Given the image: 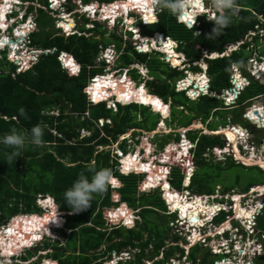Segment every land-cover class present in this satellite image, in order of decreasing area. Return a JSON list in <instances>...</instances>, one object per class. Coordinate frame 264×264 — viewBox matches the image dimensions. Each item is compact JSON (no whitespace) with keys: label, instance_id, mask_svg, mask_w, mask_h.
Listing matches in <instances>:
<instances>
[{"label":"trees","instance_id":"1","mask_svg":"<svg viewBox=\"0 0 264 264\" xmlns=\"http://www.w3.org/2000/svg\"><path fill=\"white\" fill-rule=\"evenodd\" d=\"M25 1L32 3L28 8V13H36L35 20L38 24L37 31L30 37V46L48 53H42L37 63L28 71L18 73L17 66L8 59V50L0 52V136L9 133L13 128L20 131L40 125L43 129V143L39 147H26L20 153L21 156L17 157L13 163L7 159V154L11 149L0 145V229L7 226L10 220L19 215L38 214L42 211L37 204L38 197L51 196L58 205L59 210L65 214L64 228L55 229V232L67 243L65 246H61L58 239L52 240L48 238L44 242V246L35 248L36 253L47 252L45 258L41 257L37 261L31 262L35 254L29 252L27 255H23L20 261L12 264H42V260L48 258L58 261L59 264H104L108 257L111 258L112 253L116 252L119 254L125 249H139L141 252L137 255L143 256L139 260L141 262L144 260L145 251L150 243H154L155 248L149 259L157 258L162 251L165 253L166 260L174 256L176 253L174 251H177L183 257L184 250L178 245L166 250L167 242L165 238L168 237V233L172 230L171 223H174L176 217L172 219V216L166 214L167 208L160 192L156 191V193L152 194L140 193L139 188L143 183L142 178L144 177L141 178V176L135 174H122L119 168L121 166L119 157L117 154L116 156L113 154L114 150L109 148L105 151L104 147H111L114 143H118L119 139L130 130H134V136L137 135L136 130L144 132L155 131L163 119L160 114H155L149 107H152L154 111L162 112L166 117L164 109L169 110V107L163 101L166 104L171 103V115L164 120L169 123V119H171L170 126L176 120L178 121V126L188 128L198 119L206 123L209 119L219 118L222 120L221 125L218 121V123H213L212 121L208 124V128L209 126L213 127L209 128V131L212 132H216L219 127L226 128L229 125L241 124V118L245 113L247 103L250 102L249 104H251L256 99H261L264 103V84L251 77L248 86L240 93L234 105L226 106L225 101L217 97L222 93V90L233 88L231 80L232 67L234 65L247 66L249 61L253 59L254 54L258 53L257 49L248 52L252 43L246 41L229 56L224 55L227 53L229 46L243 41L248 32H254L257 27L264 30V0H237L238 6L242 7L241 11L232 17V22L227 29L223 30L219 36L213 38H209V36L214 25L212 22L207 21L205 17H201L199 24L190 29L186 24L181 23L177 16L172 15L160 5L157 23L139 25L140 35L144 38H153L159 33L176 41L178 43V51L186 56L188 59L187 64L192 72H202L195 63H199L203 58V50L208 51L210 54L218 53L221 55L215 59H206V64L208 65L207 74L211 82L209 94L201 95L196 100L189 99L185 91H177L176 80L184 77L183 72L170 67L161 52L140 53L135 48L134 41L131 39L125 40L123 36H118L116 33L110 35L112 41H109V43V38L99 41L96 37L100 33L102 25L98 22H93V28L87 30L86 24L90 23V21L84 17V24L79 27V31L73 35L66 36L61 33V29H56L55 23L58 18H55L49 9L48 0ZM67 1L68 3L65 6L68 12H72L77 8V4L73 2L74 0ZM94 1H98L100 4H109L118 0H81L85 5ZM140 1L121 0L115 3V7H110V9L119 8L126 2L135 4ZM255 1H258V3ZM152 3V0H148L141 6L142 10L146 13L149 12L150 4ZM197 3L194 2V7L197 9L201 8L197 7ZM108 10L109 8H105V11ZM107 13L110 14V12ZM188 13L186 22L191 24L190 21L194 22V19L190 15L194 14V12H189L188 10ZM144 19L147 23H152L156 20L155 16ZM72 26L74 28L73 23ZM91 33L94 34L88 37V34ZM127 35L132 38V33L128 32ZM21 36L23 38V32ZM260 39L259 35L253 38L256 47L259 46ZM262 39L264 40V36ZM2 42L7 44L9 39L0 38L1 46L6 45L2 44ZM111 44L118 53L117 70H127L130 75L133 74L138 79L146 81L139 73L138 68L131 69V66L142 65L146 66L150 77H152V80H147L146 82L151 93L146 91L145 87H133L127 80L125 83L117 80L111 92L90 87L89 92L96 102L116 95L119 102L128 104H117L116 109L109 107L107 103H93L86 92L92 80L98 75H103L108 67L104 60H100L98 63L97 59ZM62 54L72 56L80 65V72L77 75L72 76L63 68L60 60ZM260 54V56H263L264 47ZM172 65L178 67L175 62ZM257 69L261 71L264 66ZM243 70L246 71V67ZM98 83L100 85V81ZM192 83H196L195 79L188 78L185 81V87L190 86ZM237 83L241 85V88H244V80L241 77H238ZM206 85L207 81L204 78L197 82L198 88L205 89ZM192 93L197 95V93ZM210 93L217 96H212ZM227 95L230 99H234L233 94L227 93ZM181 99L183 102L180 101ZM140 104L148 105L149 107ZM179 108L182 109L180 110ZM20 109L25 110L23 115H21ZM254 109L252 108L249 113L253 117H255ZM182 115L185 116V120L188 122L180 121ZM253 120L256 121L257 117ZM246 122L250 124L249 121ZM100 123L103 124L102 128H99ZM215 124L219 125L215 126ZM164 125L163 122L160 126ZM250 127V132L260 131L256 126L252 125ZM245 128L249 127L245 126ZM237 129L243 130L239 127ZM81 131L90 133V135L83 136ZM262 131L264 132V129ZM180 137V133H177L174 141L176 143L181 142ZM187 137L195 144V149L192 151V159L197 171L193 179L196 178L197 173L202 169L207 171L209 168H216V170L224 171L232 169L233 166L255 168L261 174H264V171L259 167H245L231 162V159L228 158L224 166L221 163L213 164L212 159L210 160L209 157L212 156L214 149L225 146L224 141L219 136H199V133L191 131L187 133ZM168 139L169 136H162V141L159 143L160 150L168 146L170 142ZM127 143V141L120 143V148L125 154L128 153ZM100 148L104 150L99 151ZM174 150L178 155V149ZM166 158L168 159V157ZM176 159L178 158L176 157ZM166 161L164 159L159 162L165 164ZM172 163L173 160L170 159L169 164ZM124 166L127 169L136 170L139 174L148 173L146 189L158 186L167 177L164 167H156L153 163L151 165L149 160L142 162L138 161L137 158L129 157L125 160ZM102 168L109 169L112 174L117 176L120 179L121 187L112 189L110 185L104 194L94 195L91 206L87 211L70 214V209L64 204L62 198L63 192L71 187L79 174L83 173L90 178L94 171ZM206 171L201 174V179L211 181L213 176ZM171 174V180H175V177L180 176V185H182V175L184 176L182 169L172 167ZM189 184L190 180L186 182V185ZM217 185L210 189L200 190L206 192L199 195H214ZM163 189H166L173 196L171 199L165 195V199L174 206L179 192L173 190L172 187H169L164 182ZM114 192L120 196V203L125 202L138 211L141 223L137 222L134 228L120 225L112 226L110 230L104 212L110 207L118 206L119 202L115 203L112 201ZM225 192H228L227 189H224ZM196 199L198 198H195L194 201ZM208 209L209 217L212 216L213 212L217 211L215 207H208ZM131 215L132 211L126 205H123L119 210L111 211L112 220L115 219V222L126 220L132 227L134 220L130 219ZM261 215L262 213L256 218L254 230L258 232L257 236L263 245V253L256 256V264H264V239L260 238V235H264V230L261 229L263 225L260 224L261 220H258ZM42 216L22 218L21 220H15L16 222L14 221V226L11 227L13 228V241L16 251H20L28 245H33V241L30 238L37 235L41 236V232L48 225L53 224L55 227L56 224H60L56 214ZM151 216L156 218L163 228L156 226L158 223H153L154 226H150L149 218ZM227 216L226 213L222 212L215 222L222 223ZM194 217H196L195 208L188 211L186 220L193 222L191 220ZM55 220H58V223H53ZM205 224L206 221L203 225ZM60 225H62V222ZM145 232L150 233V238L144 242ZM241 233L245 235L243 229H241ZM3 239L0 236V242ZM174 239L177 242L179 237L176 236ZM104 246L105 248L103 249ZM51 250L53 251L52 253L49 252ZM4 253L13 254L8 251H4ZM190 260L195 263L193 253L190 255ZM45 263L52 264V262ZM0 264L6 263L0 259ZM129 264L133 263L130 262Z\"/></svg>","mask_w":264,"mask_h":264},{"label":"rangeland","instance_id":"2","mask_svg":"<svg viewBox=\"0 0 264 264\" xmlns=\"http://www.w3.org/2000/svg\"><path fill=\"white\" fill-rule=\"evenodd\" d=\"M118 1H121V0H118ZM122 1H124V0H122ZM73 2L79 3V0H74ZM94 2H96V1H94ZM255 2L258 3V1H255ZM248 4H250V2H248ZM78 9L79 8H76L72 12H69V13H71L70 15H72V16H62L61 15V17H63V18L71 17L72 21H73V18L74 19L76 18L75 20H76V24H77V30L79 29L80 26H82L84 24L83 16L79 12H77ZM58 10L60 12L63 11L62 7H58ZM51 15H53V14H51ZM192 15H194V14H192ZM121 16L126 18V16L123 15V11H122V13L119 12V14L116 15V17H121ZM30 17L32 19L36 18V13L30 14ZM54 17L57 18L59 16H55L54 15ZM137 21H138V19H136V22ZM11 23L12 22H9L8 25H10ZM19 23H20V19L17 22V24H19ZM17 24L11 26L10 30L8 32H6V33L0 32V38L2 36H8V37H11V38H16L17 37L19 39V41L17 43H15V44H10L9 43L10 44L9 46L11 48L13 47L12 52L16 54V59L19 58L21 62H25L26 63V61H25L26 57H27V59L31 58V57H28L30 55V54L27 53L28 48H24V50H26V53H22L20 51L21 47L19 45L21 44V45L29 46L30 37L27 35V31H22L23 32V38L21 36L22 32H17V33L13 32L12 28H14ZM111 24L112 23H109L108 25H111ZM55 25H56V29L59 30L60 29V24H59L58 21H56ZM100 25H102V29L100 30V33H98V35L96 37V39L99 40V41H103L104 39H108L109 38L108 39V43H109V41H112L110 39V35L116 33L118 36H123L125 40L126 39H128V40L131 39L132 41H134L133 42L134 45H136L137 43H144L145 46H147L146 44H148L150 46V43L152 42L151 38H146V37H145V39H144V37H142V39H140L139 41H136V38H134V37H132L133 39L130 38L129 35H127L128 28H127L126 23H121V24L116 23V27L117 28L110 27L107 24H105L104 22H102ZM2 27H3V29H6V26L2 25ZM74 27H75V23H74ZM37 28H38V24L36 22V26H35V29H33V31H37ZM92 28H93V26H89V27L86 26L87 30L88 29H92ZM61 30H62V28H61ZM61 33L64 34L63 31H61ZM71 33L72 32H71L70 29H66V34L67 35L71 34ZM74 33H77V32H74ZM93 34L94 33L88 34V37H91ZM15 35H16V37H15ZM263 41H264L263 39H260L259 46L256 47L255 41L253 42L252 38L249 39V42L252 43V45L248 49V52H251L252 50L257 49L258 53L254 54L253 58H257L259 63L249 61L250 63H248L247 66H237V67L234 66L233 67V71L236 72V75L241 74V76L247 77L248 78V82L250 81V77L254 78L256 80H263L264 79V72H259V70L257 69L258 67L261 68V67L264 66V57L262 59H260V55H261L260 51H262V48L264 47V42ZM162 45H163V43H162ZM17 46H18V48H17ZM154 47L150 46L151 49L154 48ZM165 47H166V50L168 51V53H170V56L172 57L173 53L170 50H168V49H170V47H175V44H173L171 42H168V44ZM0 48H1V44H0ZM113 48H114V46L112 44L109 45L106 48V49H109V51L106 54V59L108 60V62H110V64H108V67L105 69V72H104L103 75H109V79L113 75L114 78H111L113 81L120 80L122 83H125L123 81L127 80V82L130 85H132L133 87H135V88H137V87H145L146 91H149L151 93V91L149 90L146 82H147V80H152V77H150L149 70L146 68V66H142V65L141 66H138V65L131 66V69L138 68L139 69V73L141 74L143 79H146V81L145 80H141L140 78L138 79V77H135V75H133V74L130 75L129 73H127V70H123V71L122 70H117L116 61L118 59V53H117V51H115L116 52V54H115V52H113V50H114ZM163 48L157 46L155 49H152V52L153 51H158V52H161L163 54V52H164ZM145 50H147V47H145ZM235 50H237V48H230V47L228 48L229 52L230 51H235ZM248 52H246V53H248ZM35 53H36V55L33 58V60H35L36 56L39 55L40 51H37ZM45 53H47V51H45ZM242 53H245V52H242ZM177 56L181 58V60H180L181 63L175 62V64L177 66H180V68H178V70L183 72L184 77L188 76L189 78H194L196 82H198V80H203L204 74L207 72V69H206L207 66L205 64L206 60L204 58H202L199 61V65H198L200 67V69L202 70V72H192L190 70V66L187 64L188 63V59L186 58V56L185 57H184V55H177ZM164 59H165L166 62L169 63V61L166 60L165 56H164ZM100 60H104V57L102 55L99 57V59H97L98 63H99ZM169 65H170V67H172L171 64H169ZM195 65H196V63H195ZM245 67H246V71L243 70V68H245ZM125 75H126V77H125ZM184 77L181 78V79L177 78L176 85H177V83L179 81H183V84H182L183 87L181 86L179 89H177V91H181V89H185L186 88L185 84H184L185 83ZM209 79H210V77H209ZM210 83L211 82H209V84ZM190 88H191V86L187 87V89H190ZM190 92H185L186 95L189 97V99H191L190 98V94H191ZM210 94L212 96H217V95L212 94V93H210ZM222 94H223V92L219 96H222ZM229 94H231V93H229ZM192 97H193V99H191V100H194L195 99L194 97H199V96H192ZM180 101L183 102L182 99ZM133 103L139 104L137 102H133ZM249 103H247V108L245 109V114H246L248 109H251L253 107L252 103L251 104H249ZM261 103L264 105L262 100H261ZM170 105H171V103L169 102V104H168L169 110L164 109V113L167 115L166 117L161 112L162 113L161 118L163 120L168 119L170 117V115H171V107H170ZM113 108H115V106ZM179 109L181 110L182 108H179ZM150 110L152 112H154L155 114H160V113H158V111H154V109L152 107H151ZM55 115H56V113H55ZM244 115L241 118V124L234 125V126L237 127V126H241L242 125L244 127L247 126V127L251 128L250 126H252V124L251 123L248 124L246 122L248 120L244 119ZM228 116H230V115L228 114ZM249 116L251 117V119H254L256 117V115H255V117H253L250 114H249ZM180 121L188 122L187 120H185V116H183V115L181 116ZM212 121H213V123L220 122L219 123L220 125H221V122H222V120H220L219 118L218 119H209V121L206 122V123H203L201 121V119H198L195 122H193V124L191 126H189L188 128H183L181 126H178V121L177 120L172 126L169 125V123L171 122V119H169V123H166V121H164L165 125L162 126V127L160 125L163 123V121H161L158 124V127L156 128L155 131L144 132L142 130H136L137 131V135L134 136L133 135L134 130H130L127 134H125L123 137H121L119 139L118 143H114V145H112L111 147H106V148L104 147V149H105V151H106V149H109V148L114 150L113 154L115 156L117 154V156L119 157V162L122 163L123 165L125 163V160L127 158H129V157H132V158H139L140 157L138 161H142V162H145L146 160H149L151 165H152V163L154 165L159 164V161L162 158L163 160L164 159L167 160L164 165H168L169 162H170V159H173V161H174V160H176V157L179 159L178 156L182 155V153L179 155V152H178V155H177L176 151L174 149L177 148L180 151L182 150L184 152V154L188 150L187 147H184L183 149H181V147H183V144L181 143L180 145H178L176 143V141H174L175 137H176V134L180 133V135H181L180 138L181 139L187 137V133L191 132V131L199 133V136H201V135L214 136L213 135L214 133L209 131V128H213V127L209 126V128H208V124L210 122H212ZM108 123H110V122H108ZM219 124H215V126H217ZM102 126H103V124L100 123L99 124V128H102ZM230 127H232V126H230ZM256 128L260 129L257 126H256ZM227 129H225L224 127H219L217 132H215L216 136L221 137V139L223 141H225V143H228L226 139H228L229 137L226 138V136H227V134H228V136H230L229 133L233 132V133H235V135H237L236 145L238 143H241L240 141H243V140H250V144H251L250 147L248 146L249 151L246 152L245 154H244L243 151H244V148L246 147V145H242V147H241V151L244 154V156L246 157V158L244 157V159H248L249 160V164L247 163L248 160L244 161L242 159L241 162H239L238 161L239 158L237 156H236V158L235 157L232 158L233 161H235L236 164H240V163L242 165L244 164L245 167L260 166L261 169H262L264 167L262 165V163H264V132L262 130H260V131L256 130V132L253 133V132H250L249 130H248V132H246L245 130L235 131L234 129L231 130V128L230 129L227 128ZM224 132H225L226 136H224ZM217 133H219V134H217ZM81 134L83 136H89L90 135V133H87V132H84V131H81ZM244 134H245V137H243ZM163 135L169 136L168 140L170 142H169L168 146H166L163 150H160L159 143L162 141V136ZM240 135H242V136L238 137ZM124 141L128 142L127 143V145H128L127 146V150H128L127 154L128 155L123 153L121 148H120V143H122ZM226 145L227 144H225V146ZM227 148L228 149L222 150L221 152H215V151L213 152L212 156L209 157L210 160L212 159L213 164L221 163L223 166L225 165V163L227 161V158H225L224 161H221V160H223V156L228 155V152L231 150V146L227 145ZM104 149L100 148L99 151H103ZM235 149L236 148H233V150H235ZM140 151H142L141 152V156L138 157V154H139ZM236 151H237V149H236ZM162 152H164V153L161 154ZM143 153H145V154H143ZM155 153L157 154V157L153 156ZM221 153H224V155L223 154L221 155ZM251 153H253V154L251 155ZM248 155H249L250 158L248 157ZM166 157H168V159ZM228 159H231V158L228 157ZM232 159H231V162H233ZM254 164H259V165L253 166ZM123 165L119 167L120 170H121V167L123 168ZM171 167H180L183 170L182 172H184V174L187 173L188 169H189L188 172L193 173V175L197 171V167L194 165V162L190 163L189 166H188L187 163H185V164H183V166L176 165V166H171ZM165 171H166V174H167L168 171L167 170H165ZM205 171H206L205 169L200 170L197 173L196 178L195 179H193L194 177L192 178V185L189 188V190L191 192V196H188L189 199L184 197V195L185 196L187 195V192H184V189L182 187L183 186V182H182V185H180L181 177L177 176V177H175V180L174 179L171 180L172 175L169 176V180L171 181L172 186L175 187L177 189V191L179 190L178 192L181 193V194L179 193L178 198H176V205L172 206L173 207L172 211L175 212L176 210L180 209L181 210L180 213L182 211L184 213H187L190 209L185 211L186 209L184 207H182V206L188 201L192 202L191 201L192 200L191 197L195 199L196 198L195 196H199V198L202 199V200L198 199V203L194 206L195 210H196V218L198 219V221L194 223V222H189V221L186 220V222L188 223L189 226L192 225L193 227H196V228L201 227L206 221L204 219L200 220V218H199L200 217V213H201V218H204L205 216H208L209 209H208V206H207V204L205 202H208L209 204H212L214 202V200L217 199L216 196L223 195V194H233V195L235 194V195L242 196V195H245V192H247V190L250 189V187L255 186L256 184L264 183V174H261L259 172V170L255 169V168L254 169L253 168H240L239 166H237V167L233 166L232 169L224 170V171L223 170L220 171L218 169L216 170V168H209V169H207L206 172H208L209 174H211V176H213V179L211 181L210 180L205 181V180L201 179V174H203ZM145 174H148V173H145ZM147 176L148 175H145L144 178H142L143 176H141V178L143 179V183L141 184V186L139 188V192L140 193H145L146 192V194L156 193V191H159V190H155L157 188H152L151 189V187H150V188H148L145 191ZM189 176L190 175H188V177ZM182 177L184 178L183 175H182ZM216 184H218V185L215 188V196L213 198H212L211 195H209L208 197H205V195H207V194L199 195L201 193L206 192V191H200V190L213 188ZM120 185H121V183H120ZM260 186L264 187V184L260 185ZM224 189H227L228 192L224 193ZM163 191H165L166 197H169L171 199L173 198V196H171L166 189H163ZM255 191H257V190H254V192ZM257 193L258 194H256V193H255V195L252 194L251 196H249L247 198L244 196L245 198H243L241 200L238 197H235V198H232V199L233 200L238 199L240 207H242L245 211H247L246 209L252 210V208L256 205V203L261 200V197H264V190L263 191H259L258 190ZM160 194L162 196V199L164 200L163 195H162L161 192H160ZM182 195H183V197L181 198ZM259 195H262V196L260 197ZM219 198H220V196L218 197V199ZM226 198H228V197H226ZM119 200L120 199L118 198L117 194H114L112 201L117 203V202H119ZM202 201H204V202H202ZM221 201L223 202L224 200H221ZM49 203H51L50 200L48 201V203L45 204V206H49ZM166 204L167 203H165V205ZM229 204H231V203L229 202ZM248 205H250V206L248 207ZM263 205H264V200L262 201V203H260V206H263ZM127 206L129 207L130 210H134V213L137 215V219H138L137 221L139 223H141L140 217L138 216V211H136L134 208H130L129 205H127ZM118 207L121 208V207H123V205L120 204ZM118 207H116V206L115 207H110V208L106 209L105 212H104V216H105V219H106V221H107V223H108V225L110 227V230H111L112 226L117 225L118 222L114 221V224H110L107 216L109 215V211L116 210V209H118ZM235 208H236V205H235ZM172 211L170 210V208H167L166 214L169 215V216H172L171 218L174 219L175 217H177V215H172ZM261 212H262V215L258 218V220H261L260 224H263L261 229L264 230V209H262ZM38 214H39V216L48 215V213L44 214L42 211L39 212ZM236 215H237L236 217L241 218V219L253 218V216H251V215H248L246 217H240L239 214L237 213V210H236ZM22 218H18V219L21 220ZM24 218H28V217H24ZM183 219H186L185 215H184ZM14 221H15V219L10 220V223H14ZM137 221H136V223H137ZM149 221H150V226H154L153 223H158L156 218H154L152 216L149 218ZM228 221H229V219L227 220V222ZM10 223L8 225H10ZM238 223L239 222H237L236 220L232 221L233 229L231 230V233L226 234L225 237H224L225 239L229 240L230 243H231V241H233V242L236 241V235H234V233L236 232V228L239 229V234H242L241 233V229L246 228V226H243V228L240 227V225ZM121 225H123V222H121ZM188 225H184V226L176 225V220H175L174 223H171L172 230L168 233V237L165 238L166 242H167L166 250L170 249L171 247H175V246L178 245L181 249H183L185 251V253H184L185 257L181 258V256L179 255L180 253H178L177 251H174L176 253L169 260H164L165 259L164 253H160V255L157 258L149 259V257L152 255V253L154 251V248H155V244L154 243H150L149 247L145 251L144 260H142L141 262H139V260L143 256L142 255H137L136 256L137 253L139 254L141 252L139 249L132 250L130 257L127 256V257H125L123 259L124 260H128V259L133 260L136 257L135 261L132 262L133 264H154V263L155 264H163V262H164V264H193L192 261L189 259L190 253H193V256L195 257V262L197 261V259H199V261H197L198 264H211V263L216 264V263H218V260H220L222 257L221 256L211 255V252L209 251V250L212 251L211 248H212L213 243L209 244L208 247H203L204 245L200 243L195 248H193L192 250H191L192 246L190 244H189V246L187 245V237L186 236H188L187 233H189ZM227 225H229V226H227ZM118 226H120V225H118ZM156 226H160V227L163 228V226H161L159 223ZM225 226L222 228V230L231 229L230 228V223H226ZM50 227L51 226L48 225L47 228H45L43 230V232H41L42 233L41 236L37 235V236H32L30 238L33 241V244L38 242V243H36L34 245V248H31V249L24 248V249H21L20 251H17L16 253L15 252H11V253L16 254V255H20L19 257H21V255L25 256V254L27 255V253L33 252V254H35V257L33 259H31V262H35L38 259H40L41 257H43V258L46 257L47 252H37L36 253L35 248H37L38 246L39 247L44 246V242H46L48 238L49 239L51 238L52 240L58 239L60 241V245L61 246H65L66 243H67L66 240L61 239V237L59 236L58 233L54 232L53 236H51L52 234H50V232L48 230ZM128 228H133V227H128ZM152 228L154 229V227H152ZM212 229H213V227H212ZM210 230H211V226L209 225L207 228L203 229V232L205 231V232H208V234H210L211 233ZM196 232L197 231H195V233ZM248 232H249V235L247 237L244 236L242 239L240 237V239L236 242V244H233L234 245L233 247L235 249L234 253H237L238 251L242 252L244 250L243 254L237 258V263H239V264H246V263H250V262H254L255 263V260H254L255 257L262 253V249H261V245L262 244L258 240L259 237L257 236L258 232L256 230H255V232H253V230L251 231L250 229L248 230ZM213 233L216 234L214 231H213ZM45 234H46V237L44 238V240L39 242L40 238H42V236L45 235ZM214 234H210V236H213ZM242 235H244V234H242ZM176 236L179 237V240H177V242L174 239V237H176ZM2 237L5 238L4 236H2ZM149 238H150V233L149 232H145L144 233V242L147 239H149ZM260 238L263 240L264 239V235H260ZM195 240H197V236H195ZM5 241H6V239H4L3 241L0 242V247H6V244L5 245L3 244V243H5ZM49 242H51V241H49ZM238 246H239L240 250L237 248ZM104 248H105V246L103 247V249ZM237 249H238V251H237ZM12 250L16 251L15 247H13ZM125 250L130 251L128 249H125ZM49 252L52 253L53 251L51 250ZM187 252H189V256L188 257L186 256ZM234 253L231 255V257H233V259H234V255H235ZM113 255H114V253L111 254V257ZM3 256H9V254L4 253V250H2V255L0 254V258L3 257ZM111 259L108 257L106 259V261L107 260H111ZM48 260H53V259H50V258L43 259L42 260V264H46L45 262H47V263L50 262ZM13 261H15V260H13ZM171 261H173V263ZM2 262H4V261H2ZM115 263L116 262L111 263V264H115Z\"/></svg>","mask_w":264,"mask_h":264},{"label":"clouds","instance_id":"3","mask_svg":"<svg viewBox=\"0 0 264 264\" xmlns=\"http://www.w3.org/2000/svg\"><path fill=\"white\" fill-rule=\"evenodd\" d=\"M124 1H128V0H124ZM67 2H68L67 0H48L49 9L52 11V13L55 16H59V17H57L58 18L57 21L59 22L60 29L62 28V31L64 32V35L66 34V28H65L64 25L67 26V24H69V22L72 21V18L71 17H69V18H67V17H65V18L61 17V15L62 16H72V15H70L71 13H69L66 10V6L65 5H66ZM117 2H119V1H117ZM117 2L109 3V4H100L98 1H96V2H92V4L90 3V4L85 5V4H83L81 2V0H79V3H76L77 4V8H79L77 12H79L84 18H86V19H88L90 21V23H87L86 24V26H88V27L89 26H93L92 25L93 22H98L100 24L102 22H104L107 25L109 23H112L111 25H108V26L113 27V28H117L116 27V23H118V24L126 23L127 28H128V31L127 32L132 33V37L136 38V41H139L140 39H142V36L140 35V27H139V25L140 24H143V25H152V24L157 23L158 22L159 5H160V7L164 8V9H167L168 12L171 13L172 15H175V16H177L179 18L180 16L183 17L185 15L186 9H187L189 3L191 2V0H158V4H156V5L153 4L154 5L153 10L156 9L157 14L154 13V16H155L156 20L154 22H152V23H147L145 21V19L143 18L144 17V14L142 13V11H139L137 9L131 10L129 8L127 11H125V13L123 11V15H125L126 18H124L123 16L116 17V15L119 14V11L122 10V9H119L118 8V9H113L112 10V9H110V7H115V3H117ZM200 3H205L206 4L205 10H208L210 14L208 15V12H204L202 15L198 16V19L201 18V17H205L207 21L212 22L213 25H214V27L212 28V33L209 36V38H213V37L219 36L223 32V30L227 29L229 27V25L231 24V22H232V17L235 16V15H237V12H238L237 0H199V2L197 3V7L198 8L200 7ZM30 5H32V3L31 2H28V1H25V0H0V7H2V6H10L12 8L11 10L8 9V10L11 11L9 14H6L5 13L6 14L5 15L6 22H11L12 20H14V22L9 27H7V29H3L2 25H1L2 22L0 21V32H3V33L8 32L10 30L11 26L17 24V22L20 19V23L17 24L14 28H12L13 32H16V30H19L20 27H24V28H21V29L22 30H26V28H27L29 30V32L27 33V35L29 37H31V35L35 31H33V30L31 31L29 29L30 24H31L30 22H32L36 26V20H35V18L32 19L30 17V14L28 13V8L30 7ZM58 7H62L63 11L60 12L58 10ZM105 8L106 9L109 8V10L108 11H105ZM107 12H111L112 14L110 15ZM120 13H122V11ZM75 19L73 18V21H72V22L75 23V27L72 28V29H70L72 33L71 34H68V36L75 34L74 32H78V30H77V24H76V20ZM136 19H138L137 22H136ZM195 19H196V17H195ZM179 21H180V19H179ZM180 22L186 24L189 27V25H188V23L186 21H183L181 19ZM195 22H196V24L192 23L193 25H192V27H189L190 29L194 28L198 24L197 23V20ZM8 24L9 23H7L5 25H8ZM160 35H162V36L159 37ZM258 35L261 37V39L264 36V30H262L260 27H257V30H255L254 32H248V35L245 36V39L243 41H240V42H238V43H236L234 45H231L229 47L230 48H237V50H238L239 47L241 45H243L246 41L249 42V39L252 38V40H253V38H255ZM2 37H5V36H2ZM6 37H7V39L8 38H11V37H8V36H6ZM15 37H16V35H15ZM151 39H152V42L150 43V46H152V47L155 46L152 49H155L157 46L163 48V47H165L167 45L168 42H171V43L177 45V47H170V49H169L174 54V56L183 55L181 52L177 51L178 50V44H177V42H172V41L168 40L166 38V36H164L163 34L157 33L154 36V38H151ZM15 40H17V39L15 38ZM162 43H163V45H162ZM146 45L147 46H145L144 43H137L135 45V48L140 53H151L152 52V49L150 48V46L148 44H146ZM19 46L21 47V50H24V48H28L27 53L28 54H31L33 56V58L35 57V55H36L35 52H37V51H40L41 54L42 53H45V51H42V50L36 49L34 47H31L30 44H29V46H27V45H21V44ZM145 47H147V50H145ZM17 48H18V46H17ZM6 49L8 50V59L17 66L18 73L28 71L31 67H33L37 63L38 58L41 55L39 53V55L36 56V58H35L36 61L35 60H31V61H27L26 63L25 62H20L19 63L18 60H16V61L11 60L12 58H14V56H12L13 54H12V50H11V47L10 46H6L3 49H0V52L4 51ZM108 51H109V49H106L101 54L104 57V60L107 62V65L110 64V62H108V60L106 59V54H107ZM115 51L116 50L114 49L113 52H115ZM205 52H206V54H205ZM232 52H234V51H230L229 52L227 50V54L225 53L224 55L225 56H229V54H231ZM115 54H116V52H115ZM163 54H164L166 60L169 61V64H171V66L173 68H175V69L180 68V66L175 67V66L172 65V60H174V58H173V56L172 57L170 56V53H168V51H165L164 50ZM214 54H218V53H212V54H210L208 51L203 50V58L205 60L206 59H215V58H218V57L221 56L220 54H218L219 56H216L215 57ZM67 56L73 59L75 65L68 66V64L66 63ZM263 57H264V55L263 56H260V59H262ZM176 59H178L179 61L181 60V58L178 57V56L176 57ZM60 60L62 62L63 68L66 69L69 72L70 75L75 76V75H77L80 72V65L77 63V61L72 56L67 55V54H62L60 56ZM250 61L251 62L259 63L257 58H253ZM196 65H199V63H196ZM206 66H207L206 69L208 70V65L206 64ZM233 67H232V71H233ZM206 73L204 74V78L208 81L207 82V85L209 87L207 89H205L206 90L205 92H201L199 90V88L194 89V87H192V85H190L191 86L190 89H187V87L185 89H183V91H185V92H190L191 91L190 92L191 93L190 94V98L192 96H199L200 97L201 95H208L209 94V89H210L209 82H210V79H209V77H208V75ZM236 76H239V75H236V72L233 71V73L231 75L232 83H233V79L236 78ZM104 77H109V75H98V76H96L92 80V82L90 83V85L87 87L86 92L89 95L90 100L93 103H95V104L107 103L108 106H110L112 108L115 106V109L117 108L116 107L117 104L126 105V104H123V103L119 102L118 101L119 99H118V97L116 95H112L111 98H109V99H102L101 101H98V102H96L93 99V96L89 92L90 91V87H92V85H95V82H96V80L98 78H104ZM125 77H126V75H125ZM111 78H114V76L112 75ZM188 78H189L188 76H185L184 77L185 81ZM241 78L242 79L245 78V79L248 80V78L247 77H244V76H241ZM259 81H261V80H259ZM182 82L183 81H179L177 83V85H176L177 89L180 88L179 85ZM247 86L248 85H246L245 87H247ZM245 87H244V89H245ZM234 88H235V86L233 85V88H231V89H234ZM111 91H112V89L109 90V92H111ZM192 92L197 93V95L196 94L193 95ZM198 92L200 93V95L198 94ZM222 92H225L226 93L225 98H223V100L225 101V103H228L229 106H232V105H234L236 103V101H237L238 98L235 99V103H233V104H230V102L228 101L230 98L228 97L227 93L228 94L230 93V89L229 90H222ZM231 95H232V93H231ZM199 97H194L195 98L194 100L198 99ZM160 100L163 101L162 99H160ZM256 100H258L261 103V99H256ZM163 103L166 106H168V104H166L164 101H163ZM129 104H132V103H129ZM140 105H143V104H140ZM143 106L149 107L148 105H143ZM252 106H253V102H252ZM263 107H264V105H263ZM149 108H151V107H149ZM257 108H261V107L258 106ZM249 110H251V109H248L247 112H246V114L245 113L244 114L247 115ZM19 111H20L21 115H23L25 110L24 109H20ZM158 113H160L161 116H162V113L161 112H158ZM163 122H164V120H163ZM230 126L235 127L236 131H238L237 127L241 128V129H245L246 132H248V130L250 129V128H245L242 125L241 126H237V127L234 126V125H229L225 129H227L228 127L230 128ZM253 126H257V125L255 124ZM233 127H231V129H233ZM262 129H264V127L263 128H260V130H262ZM213 133H215V132H213ZM224 136H226V135L224 134ZM241 136L242 135H240L238 137H241ZM243 137H245V134L243 135ZM42 138H43V129H42V127L40 125H35V126L31 127L30 129L20 130V131H18L15 128H13L9 133H7V134H5L3 136H0V145H3L6 148L11 149V151L7 154V159L10 162L13 163L14 160L17 157L21 156L20 153L23 150H25L26 147H28V146H34V147L41 146V144L43 143V139ZM226 140H227L228 143H230L231 150L228 153V155H225L226 157L223 156L224 159L221 160V161H224L225 158L230 157L232 159L233 157H235L234 155H236V156L239 155V156H237L239 158L238 161L241 162V160L245 157L244 154L249 151V149L245 147L244 148V151H243L244 154H243L242 151H241V147H242V145H246V146H249L250 147V145H251L250 144V140H243V141H240L239 140L241 143H238L236 145L237 151L236 150H233L234 143L233 142H230L229 139H226ZM183 142H188L189 143V141H187V139L185 137V138H182L181 139V142H179L177 144L178 145H180L181 143L184 144ZM191 146L192 147L190 149H188L187 152L185 153L188 156L187 155L185 156L184 152L182 153V155H180L181 154V151L179 150L178 151L179 152V155H180V156H178L179 159L174 160L172 164H168V166H165L164 164H162L161 162H159V164L154 165V166L159 167V168L160 167H164L165 170H166V168L169 169L168 170V173H167L168 176L166 177V179L163 182L164 183H167L169 185V187H172L173 189H175V188L172 186L171 181L169 180V176L172 175L171 174L172 173V167L171 166H176V165L179 166L181 164V162H182L181 159H184L186 161V159L188 157L191 160H193L192 159V151L195 149V146H193V145H191ZM217 148H222V147H217ZM181 149H182V147H181ZM141 152L142 151L139 152L138 157L141 156ZM163 153L164 152H162L161 154H163ZM143 154H145V153H143ZM252 154L253 153H251V155ZM153 156L157 157V154L155 153ZM248 157H249V155H248ZM139 158H137V159L139 160ZM161 160H163V159L161 158ZM171 160H173V159H171ZM232 161H233V159H232ZM233 162L236 163L235 161H233ZM120 164H121V166L123 165L122 163H120ZM240 165H242V164L240 163ZM256 165H259V164H254L253 166H256ZM243 166H244V164H243ZM256 167H259L261 169L260 166H256ZM126 170H127V172H125ZM262 170L264 171L263 168H262ZM120 171H121V173L123 172L122 174H124V175L135 174V175H138V176L141 175L143 177L145 175H148V174H145V173H140L139 174L136 170H130V169L125 168L124 165H123V168L121 167V170ZM114 176L115 175L112 174V172L109 169H105V168H102V169H99L97 171H94L91 174L90 178H89V176H86L83 173L79 174L78 175V178L72 183L71 187H69L68 189H66L63 192V194H62V198H63L64 204L67 205V207L70 209V214H78V213H81L83 211H87L89 209V207L91 206V203L93 201L94 195H102V194H104L108 190V188H109L110 185H111V188L112 189H118V188H120L121 187V185H120V183H121L120 182V179L117 176H115V178H113ZM187 177H188L187 173L184 174L183 185L185 184V182H187ZM193 177H194V175H193ZM147 178H148V176H147ZM192 178L190 179V184L187 185V188H185L183 186L184 192H189L190 193V191L188 189L192 185ZM114 180H115V183H113ZM163 182H161L158 186L151 187V189L152 188H157L155 190H159L162 193L163 198H164V201H165V203H167L166 204V208H170V210L172 211V209H171L172 208V205L169 204L168 201L165 199V193L163 191ZM146 190L147 189H145V191ZM249 191L250 190H248L245 193V195H247ZM114 194H117V193L116 192L113 193L112 199H113ZM256 194H258V193H256ZM117 196L120 199V196L118 194H117ZM208 196L209 195H205V197H208ZM211 196H215V194L214 195H211ZM237 196L238 195H236V197ZM195 197H197V196H195ZM198 198H199V196H198ZM49 200L51 201V203H49V206H45L46 202H48ZM37 202H38L37 203L38 206L42 209V212L44 214H46V213H48V214H56V218L59 220V223L61 224V222H62V225L56 224L55 227L53 226V224H50L51 227L48 230H49L50 234H52L51 236H53V234L55 232V229L58 230V229H63L64 228V226H65V214L62 213L59 210L58 205L55 203L54 199L51 196H46V197L39 196L38 199H37ZM233 202L236 205V201L233 200ZM120 204L126 205V206L128 205L125 202L124 203H120V200H119L118 206ZM218 204L221 205V206H223L222 204L217 203L215 200H214V202L212 204H209V206L210 207H213L214 205H218ZM119 209L120 208L118 207V209H116V210H119ZM131 211H132V215L130 216V219L131 220H134V223H133V226H132L134 228V226L136 225V221L138 219H137V215L134 213V210H131ZM225 211L226 210L221 209L217 214H213L212 216H210V218H212V220L210 222L206 223V225L204 227H202V228L205 229V228H207L210 225L211 226V230H210L211 233L210 234H212L213 233L212 232L213 231L212 227L214 226L213 225L214 223L216 224V222H215L216 221V218L222 212H225ZM109 213L111 214V211H109ZM261 213L262 212H260V214ZM172 215H177V217H176V225H180L179 224V221H181V219H180V211L179 210H176L175 212L173 211ZM232 215L235 216V212L234 211H232ZM34 216H39V214H35V215H19V216L13 218V219L18 220V218H22V217L23 218L24 217H34ZM107 217L108 218H111V216H107ZM58 220L53 221V223H58ZM246 220L247 221H250V219H246ZM121 222H123V225H121ZM118 225H121V226H124V227H127V228L128 227H131L130 226V223H127L126 220L119 221L118 224L115 225V226H118ZM11 226H14L13 223H10V225H7V226L2 227L0 229V236L2 234H5L7 232L5 229L9 230L8 228H11ZM191 228H193V227H190L189 228V233H187L188 236H186L187 237V245L188 246L190 244V242L188 240V237L190 236V238H191L193 236V234H194V232H193V230ZM203 229H202V231H200V233H201V235L208 236L207 237V240H208V243L209 244H212L213 243L211 249H213L214 246H217L218 245L221 248L222 251H224L225 248H228L231 252H233V253L235 252V249L233 247L234 246L233 244H236V241L235 242L231 241V243H230L229 240H227V239L224 238L226 234L231 233V229H229V231L222 230L223 232L219 229L217 231V233L215 235H213V236H210L208 234V232H205V231L203 232ZM248 230L249 229L247 228L246 231H245L246 234L244 236H246V237L249 235ZM41 235H42V233H41ZM45 237H46V234L43 235L42 238H40L39 242L42 241V240H44ZM212 240H214V242H212ZM36 243H38V242H36ZM36 243H34L31 246L28 245L27 247H23L22 249H24V248H28V249L34 248V245ZM209 244H208V246H209ZM197 245L192 246L191 247V250L193 248H195ZM135 250H137V249H135ZM131 251L132 250H130V251L123 250L119 254H122L123 252H128L131 255ZM161 253H164V251H162ZM184 253H185V251H184ZM0 254L2 255V248H0ZM137 254H136V256H137ZM164 255H165V253H164ZM179 255L181 256V254H179ZM223 255L226 257V259L224 261H226L227 259H229L228 255H230V254H223ZM19 256L20 255L12 254V255H9V256H3V257H1L2 259L1 258L0 259L2 261H4V263H6V264H12L13 262H16V261H20L21 260V257L23 255H21V257H19ZM186 256L187 257L189 256V252H188V254H186ZM183 257H185V254H184ZM111 258H113V257H111ZM123 258H125V257H123ZM165 258H166V256H165ZM13 260H15V261H13ZM164 260H166V259H164ZM48 261L52 262V264H59L58 261H55V260H48ZM128 261H130V259H128V260L122 259V260L119 261L118 264H120L122 262H123L122 264H128ZM171 262L173 263V261H171ZM234 262H235V264L237 263L236 261H234ZM111 263H112V259L111 260H107V261L104 262V264H111ZM237 264H239V263H237Z\"/></svg>","mask_w":264,"mask_h":264},{"label":"bare ground","instance_id":"4","mask_svg":"<svg viewBox=\"0 0 264 264\" xmlns=\"http://www.w3.org/2000/svg\"><path fill=\"white\" fill-rule=\"evenodd\" d=\"M197 1V0H196ZM196 1H191L190 3H189V5L191 6V8H193V9H197L196 7H194L195 5H194V2L195 3H197ZM146 2H148V0H141L140 2H138V3H132V2H126V3H124V4H122L120 7H119V9H122V11H127L129 8L131 9V10H134V9H137V10H139V11H142V13L144 14V17L143 18H148V17H153L154 16V14H153V7H154V3H152V4H150V11L149 12H144L143 10H142V8H141V6L143 5V4H145ZM8 9H12L10 6H2V7H0V21L2 22V24L1 25H4V26H6V29H7V27H9V25H5V24H7V23H9V22H6V20H5V13H6V11L8 10ZM14 9V8H13ZM116 9H118V8H116ZM200 9V8H199ZM3 12V13H2ZM119 12H121V10L119 11ZM189 12H194V15H190V16H192V19H194V21H195V16H196V10H193V11H189ZM112 13L110 12V15H111ZM187 14V15H186ZM188 11H186L185 12V16H183V18H182V20L184 21V19H185V21H186V19H187V16H188ZM191 22V25H193L192 23V21H190ZM72 21L71 22H69V24H67V26L65 25V28L66 29H72L73 28V26H72ZM26 30L29 32V30L26 28ZM22 31H25V30H16V32H22ZM15 32V33H16ZM3 38H6V37H1V39H3ZM9 39V38H8ZM10 42V41H9ZM2 44H6L5 42H2ZM168 44V43H167ZM10 44L7 42V44L6 45H4V46H1V48L0 49H3L4 47H6V46H9ZM165 51H167L166 50V48L164 47L163 48ZM169 50V49H168ZM20 51L22 52V53H26V50H21L20 49ZM12 56H14V58H12V60L13 61H16V60H18V62L20 63L21 61H20V59L19 58H17L16 59V54L15 53H13L12 52ZM172 56H173V58H175L174 60H172V63L173 62H179V63H181V61H179L178 59H176V57L177 56H174V54H172ZM28 57H31L30 59H27V57H26V59H25V61L27 62V61H31V60H33V56L30 54ZM68 62H70V64H68ZM66 63L68 64V66H73V65H75V63H74V61H73V59L72 58H70V57H68L67 56V59H66ZM264 71V69H262L261 71L259 70V72H263ZM238 77H240V76H238ZM238 77H236V79H238ZM104 78H108L109 79V77H104ZM99 79H102V80H99ZM108 79H103V78H98L97 80H96V82H95V85H92V87H95L96 89H101V90H110V89H114V87H115V83H116V81L117 80H115V81H113L111 78L108 80ZM100 81V85H98L99 82ZM207 81V80H206ZM125 82V81H124ZM208 82V81H207ZM194 83V82H193ZM191 84L192 85V87H193V85L194 84ZM238 83H240V81H238ZM237 83V84H238ZM205 89H207V85H206V87H205ZM204 88L202 89L203 90V92H205L206 90H205ZM242 89V88H241ZM195 93V92H194ZM261 113L263 114V117H264V112L263 111H261ZM231 128V127H230ZM229 128V129H230ZM228 130V129H227ZM226 130V131H227ZM232 130V129H231ZM243 130H245V129H243ZM228 133V132H227ZM214 134H216V133H214ZM217 134H219V133H217ZM224 134H225V132H224ZM230 134V136H228V134H227V136L226 137H229L228 139L230 140V142H233L234 143V148H236V141H237V135H235V133H233V132H231V133H229ZM237 134V133H236ZM184 146V145H183ZM184 147H182V149H183ZM179 150V149H178ZM236 150V149H235ZM181 153H183V151L181 150ZM237 156H239V155H237ZM243 160L244 161H247L248 159H244L243 158ZM247 163L249 164V160L247 161ZM262 165L264 166V163H262ZM190 180V176L188 177V180L187 181H189ZM264 190V187H261V188H259V191H263ZM183 196H181V198H182ZM196 198H198V197H196ZM239 198V197H238ZM198 199H201V198H198ZM198 199H196L195 201L193 200L192 202H187V203H185L182 207H184L186 210L185 211H187L188 209H193V208H195L194 206L198 203ZM202 200V199H201ZM235 201H237L236 202V210H237V213L239 214V216L240 217H246V216H248V215H251V216H254L255 215V213H254V210H248V209H246L247 211H245L242 207H240V205H239V200L238 199H236ZM203 202V201H202ZM183 203V202H182ZM176 205V204H175ZM179 211H181L180 209H178ZM236 210H235V216H237L236 215ZM182 216H181V213H180V219L181 220H185V219H183L182 217H184V215H185V217L187 218V214H188V212L187 213H184L183 211H182ZM245 219V218H244ZM247 219H251V218H247ZM187 223V222H186ZM206 225V224H205ZM226 224H224L221 228H220V230L222 231V228L225 226ZM192 226V225H191ZM191 226H189L188 225V229L191 227ZM227 226H229V225H227ZM193 227V226H192ZM226 227V226H225ZM9 230H7V229H5L7 232L5 233V234H2L1 236H4L5 238L4 239H6V241H5V243H4V245L6 244V247H0V248H2V250H4V251H8V252H17V251H14V250H12L13 249V247H15V249H16V246H15V244H14V241H13V228L11 227V228H8ZM226 231H229V229H226ZM194 234H195V231H194ZM193 234V236L190 238L191 239V242H192V244L191 245H194L196 242H197V240H195V236H196V234L194 235ZM198 237V236H197ZM3 239V240H4ZM2 240V241H3ZM240 250V249H239ZM243 252L244 251H242V252H237V255L238 256H241L242 254H243Z\"/></svg>","mask_w":264,"mask_h":264},{"label":"built area","instance_id":"5","mask_svg":"<svg viewBox=\"0 0 264 264\" xmlns=\"http://www.w3.org/2000/svg\"><path fill=\"white\" fill-rule=\"evenodd\" d=\"M153 1V3L156 5V4H158V0H152ZM192 1V0H191ZM204 3H201L200 4V7H201V9H193V8H191V6L190 5H188V7H187V9H186V11H193V10H196V19H195V21L198 19V16H200V15H202L204 12H208V14H210L209 13V11L208 10H205V7H206V5L204 4ZM241 7H239L238 6V12H237V14L241 11ZM11 11L10 10H8L7 12H6V14H9ZM157 14V11H156V9H154L153 10V14ZM183 17L182 16H180L179 17V19H180V21H181V19H182ZM184 21H185V19H184ZM193 22L194 24H196V22ZM12 23L14 22V20H12L11 21ZM11 23V24H12ZM31 24H30V27H29V29L31 30H33L34 28H35V25L32 23V22H30ZM10 24V25H11ZM9 25V26H10ZM31 30V31H32ZM68 36V35H67ZM29 38V37H28ZM175 47H177V45H175ZM205 54H206V52H205ZM239 76L241 77V74H239ZM243 80H244V84H245V86L246 85H248V80L247 79H245V78H243ZM183 82L180 84V87L182 86L183 87ZM245 86H243V87H245ZM181 90H183V89H181ZM238 91H239V93H241V91H243V88L242 89H238ZM198 94L200 95V93L198 92ZM192 99H193V97H191ZM229 102H230V104H233V103H235V97H234V99H229L228 100ZM252 108H255L254 106L252 107ZM251 108V109H252ZM258 110H260V111H263L264 112V107H261V108H257ZM259 111V112H260ZM262 114V113H261ZM263 115V114H262ZM246 116H249V111H248V114L246 115ZM262 120L264 121V119H263V117H262ZM233 127V126H232ZM229 128V127H228ZM233 129L236 131V129H235V127H233ZM184 144V146L183 147H187L188 149H190L192 146H191V144H189L188 142H183ZM224 143H225V141H224ZM225 144H227L228 146H231L229 143H225ZM227 145L226 146H224V148H215L214 149V151L215 152H221L222 150H226V149H228L227 148ZM246 148H248V146H246ZM253 148V147H252ZM213 151V152H214ZM230 152V151H229ZM228 152V153H229ZM222 154H224V153H221V155ZM236 154V153H235ZM187 154H185V156H186ZM188 156V155H187ZM235 156V158H236V155H234ZM223 159H224V157H223ZM181 166H183V164H185V163H187L188 164V166H189V164L190 163H193V160H191L189 157L186 159V161L184 160V159H181ZM156 168V167H155ZM264 168V167H263ZM166 170L168 171L169 169L168 168H166ZM193 170V169H192ZM188 171H189V169H188ZM187 171V175H190V179L193 177V173H191V172H188ZM187 180H188V177H187ZM185 188H187V185H186V182H185V184L183 185ZM259 188L260 187H258V186H253V187H251L250 188V191L248 192V194L247 195H242V196H240V195H238L237 197H239L240 198V200L242 199V198H247V197H249V196H251L252 194H254L255 195V193H257V191L259 190ZM173 190H176V189H173ZM254 190H257V191H255L254 192ZM177 191V190H176ZM181 194V193H180ZM183 196V195H182ZM188 196H191V194L189 193V192H187V195L185 196L184 195V197H186L187 199H189V197ZM245 196V197H244ZM260 197L262 196V195H259ZM214 196H212V198H213ZM191 201H193V199L194 198H192L191 197ZM263 199H264V197H261V200L259 201V202H257V204L252 208V210H254V213H255V215L253 216V218L252 219H250V221H248V225H247V227H248V229H250L251 231L253 230V232H255V230H254V225L256 224L255 223V219H256V217L260 214V212L262 211V209H264V205L263 206H260V203H262V201H263ZM204 202V201H203ZM206 204H207V206L210 208V206H209V204H208V202H205ZM223 205V204H222ZM250 205H248V207H249ZM216 208L217 209V211L216 212H213L212 213V215L213 214H217L221 209H224V210H227V208L223 205V206H221V205H214L212 208ZM172 213H173V211H172ZM110 214V213H109ZM110 216H111V214H110ZM181 218V217H180ZM200 220H206V223H208V222H210L211 220H212V218H210L209 216H205L204 218H201V213H200ZM236 220H240V218H238V217H236L235 218ZM108 220H109V223L110 224H114V220L115 219H113L112 220V217L111 218H108ZM187 221H188V219H187ZM179 224L180 225H182V226H184V225H188V223H186V219L185 220H181V221H179ZM205 225H202L201 227H198V228H196V227H193V228H191L192 230H193V232L194 231H197L196 232V236H198L197 237V242L194 244V245H197V244H203L204 246L203 247H208V240H207V237L208 236H205V235H201V233H200V231H202V227H204ZM192 227V226H191ZM223 232V231H222ZM195 235V234H194ZM210 235V234H209ZM234 235H236V242L240 239V237H241V239L244 237L242 234H239V229H237L236 228V232L234 233ZM188 240H189V242H190V245L192 244V242H191V239H190V236L188 237ZM212 242H214V240H212ZM194 245H191V246H194ZM219 246H214L213 247V249H212V252L215 254V255H220V254H230V250L228 249V248H225V250L224 251H222L221 250V248L219 247ZM238 249H239V246L237 247ZM238 249H237V251H238ZM261 249H263L262 248V245H261ZM244 251V250H243ZM256 252V251H255ZM187 254H188V252H187ZM235 255H234V261H236L237 262V258L239 257L238 255H237V253H234ZM127 256H129L130 257V254L128 253V252H123L122 254H118V253H116V252H114V255L112 256L113 258H112V263H114V262H116L115 264H118L119 263V261L120 260H122L123 259V257H127ZM232 262V261H230L229 259H227L226 261H223V262H221V263H218V264H235V262ZM237 264V263H236Z\"/></svg>","mask_w":264,"mask_h":264},{"label":"crops","instance_id":"6","mask_svg":"<svg viewBox=\"0 0 264 264\" xmlns=\"http://www.w3.org/2000/svg\"><path fill=\"white\" fill-rule=\"evenodd\" d=\"M242 8V7H241ZM21 28H24V27H20V30H22ZM6 37V36H5ZM168 40H170V41H172V42H176V41H174L173 39H171L170 37H166ZM6 39H7V37H6ZM178 44V43H177ZM184 55V54H183ZM185 56V55H184ZM233 84V83H232ZM210 132H212V131H210ZM213 133V132H212ZM186 139H187V141H189V144H191V145H195L188 137H186ZM264 184V183H263ZM263 184H258V185H255V186H258V187H261L260 185H263ZM253 187V186H252ZM175 188V187H174ZM251 188V187H250ZM176 189V188H175ZM177 190V189H176ZM189 190V189H188ZM250 190V189H249ZM179 191V190H178ZM177 191V192H178ZM190 191V190H189ZM180 193V192H179ZM191 193V192H190ZM246 193V192H245ZM220 196V200L218 199V197ZM198 197V196H197ZM226 197H228V198H226ZM236 197V195L234 194H223V195H218V196H216V202L217 203H220V204H223L226 208H227V210L224 212V213H226V215H228L227 217H226V220L225 221H223L222 223H214L213 225V231L215 232V233H217V231L224 225V224H226V223H230V228H231V230L233 229V224H232V221H234V220H236L235 218H236V216H234V215H232V211H234L235 212V204H234V202H233V199L232 198H235ZM218 200V201H217ZM221 200H224L223 202L221 201ZM229 202L231 203V204H229ZM234 209V210H233ZM259 216V215H258ZM257 216V217H258ZM229 219V221L227 222V220ZM237 222H239L238 224L240 225V227H242L243 228V226H246V228H243V230L244 231H246V229L248 228L247 227V225H248V221L246 220V219H241L240 218V220H236ZM255 223H256V219H255ZM218 224V225H217ZM245 224V225H244ZM217 226V227H216ZM256 227V224L254 225V228ZM212 231V232H213ZM212 234H214V233H212ZM215 235V234H214ZM244 236V235H243ZM259 240V239H258ZM260 241V240H259ZM262 244V243H261ZM262 248H263V245H262ZM210 252H211V255H214V256H224L223 254H220V255H215L211 250H209ZM262 253H263V249H262ZM261 253V254H262ZM233 254V252H230V255H228V257H229V260L230 261H234V259H233V257H231V255ZM191 255V254H190ZM260 255V254H259ZM246 256V255H245ZM225 257V256H224ZM136 258V257H135ZM135 258L133 259V260H131L130 259V261L128 262V264L130 263V262H134L135 261ZM189 259H190V257H189ZM255 259H256V257H255ZM254 259V260H255ZM192 261V260H191ZM221 261L222 260H218V263H221ZM224 261V260H223ZM222 261V262H223ZM217 262V261H216ZM215 262V263H216ZM250 262V261H249ZM192 263L193 264H196V262L194 263L193 261H192ZM218 263H216V264H218ZM232 264V263H231ZM247 264H256V262L254 263V262H250V263H247Z\"/></svg>","mask_w":264,"mask_h":264},{"label":"water","instance_id":"7","mask_svg":"<svg viewBox=\"0 0 264 264\" xmlns=\"http://www.w3.org/2000/svg\"><path fill=\"white\" fill-rule=\"evenodd\" d=\"M185 16V15H184ZM188 25H189V27H192V25L190 24V23H188ZM25 31H27V30H25ZM27 33H28V31H27ZM197 34H199V33H197ZM162 35H160L159 37H161ZM17 38V37H16ZM9 43L10 44H15V43H17L18 41H19V39L17 38V40H15V38H9ZM6 43V42H5ZM215 55V57L216 56H219L218 54H214ZM188 80V79H187ZM261 83L262 84H264V80H261ZM233 85L235 86V88L234 89H230V93H232L233 94V96L235 97V99H237L238 98V96L240 95V93H239V91H238V89H240L241 87V85H239V84H237V79L236 78H234L233 79ZM194 89H197L198 88V86H197V84H194ZM209 86L207 85V88H208ZM203 88H199V90L201 91V92H203V90H202ZM243 90H244V88H243ZM226 93L225 92H223V94H222V96H217L218 98H225V95ZM226 106H229V104L228 103H226ZM253 106L254 107H258V106H260V107H263V104L262 103H260L258 100H254L253 101ZM250 112H251V110H249ZM255 115H256V117H257V120L256 121H254L253 119H251V117L250 116H246V115H244V119H247L248 121H250V123L252 124V125H257V127L258 128H263L264 127V123H263V120H262V114L258 111V109H254V112H253ZM195 122V121H194ZM214 136H216V134H213ZM125 172H127V170L125 171ZM191 221H193V222H197L198 221V219L196 218V217H194Z\"/></svg>","mask_w":264,"mask_h":264},{"label":"flooded vegetation","instance_id":"8","mask_svg":"<svg viewBox=\"0 0 264 264\" xmlns=\"http://www.w3.org/2000/svg\"><path fill=\"white\" fill-rule=\"evenodd\" d=\"M192 1H193V0H192ZM195 1H196V0H195ZM196 2H197V1H196ZM198 2H199V0H198ZM200 4H201V3H200ZM204 4H205V3H204ZM205 5H206V4H205ZM208 15H209V14H208ZM208 15H207V16H208ZM199 19H200V18H199ZM199 19H197V23H198V24H199ZM221 257H222V258H221L220 260H222V261L226 259V257H224V256H221ZM197 261H199V259H197ZM197 261H196V264H198ZM222 261H221V262H222Z\"/></svg>","mask_w":264,"mask_h":264},{"label":"snow or ice","instance_id":"9","mask_svg":"<svg viewBox=\"0 0 264 264\" xmlns=\"http://www.w3.org/2000/svg\"><path fill=\"white\" fill-rule=\"evenodd\" d=\"M113 183H115V181H113Z\"/></svg>","mask_w":264,"mask_h":264}]
</instances>
